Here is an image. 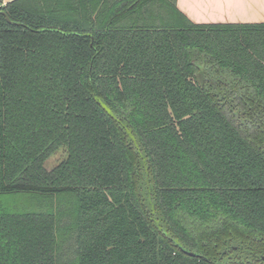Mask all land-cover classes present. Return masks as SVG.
Wrapping results in <instances>:
<instances>
[{"label":"trees","instance_id":"1","mask_svg":"<svg viewBox=\"0 0 264 264\" xmlns=\"http://www.w3.org/2000/svg\"><path fill=\"white\" fill-rule=\"evenodd\" d=\"M2 3L0 264H264V23Z\"/></svg>","mask_w":264,"mask_h":264},{"label":"crops","instance_id":"2","mask_svg":"<svg viewBox=\"0 0 264 264\" xmlns=\"http://www.w3.org/2000/svg\"><path fill=\"white\" fill-rule=\"evenodd\" d=\"M127 1L132 4V0ZM173 1L180 11L198 24L264 23V0Z\"/></svg>","mask_w":264,"mask_h":264},{"label":"water","instance_id":"3","mask_svg":"<svg viewBox=\"0 0 264 264\" xmlns=\"http://www.w3.org/2000/svg\"><path fill=\"white\" fill-rule=\"evenodd\" d=\"M8 20L10 21V19L8 18ZM189 254L193 255L194 253L193 252H189Z\"/></svg>","mask_w":264,"mask_h":264},{"label":"built area","instance_id":"4","mask_svg":"<svg viewBox=\"0 0 264 264\" xmlns=\"http://www.w3.org/2000/svg\"><path fill=\"white\" fill-rule=\"evenodd\" d=\"M6 2H8V1H6V0H3V3H2V4H5Z\"/></svg>","mask_w":264,"mask_h":264},{"label":"rangeland","instance_id":"5","mask_svg":"<svg viewBox=\"0 0 264 264\" xmlns=\"http://www.w3.org/2000/svg\"><path fill=\"white\" fill-rule=\"evenodd\" d=\"M58 157H60V156H58ZM52 165H54V164H52Z\"/></svg>","mask_w":264,"mask_h":264}]
</instances>
